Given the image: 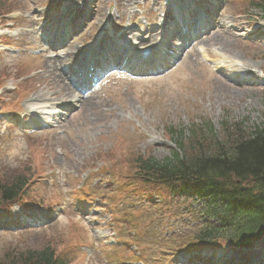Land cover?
<instances>
[{
  "label": "rangeland",
  "instance_id": "rangeland-1",
  "mask_svg": "<svg viewBox=\"0 0 264 264\" xmlns=\"http://www.w3.org/2000/svg\"><path fill=\"white\" fill-rule=\"evenodd\" d=\"M85 1L0 0V180L27 170L32 177L19 205L0 211V262L8 252L51 245L69 264H178L180 238L193 242L208 222L206 202L139 181L135 161L172 158L178 148L170 128L186 130L188 139L191 126L199 133L209 125L206 136L223 142L224 122L242 124L246 135L261 126L264 13L251 7L258 0H222L218 26L185 51L173 49L178 60L147 59L162 65L159 74L148 75L141 64L119 67L68 112L76 90L43 41L56 13H82ZM93 1L64 62L77 64L81 46L104 27L112 35L128 28L135 40L175 8L170 0ZM20 213L41 216L46 227L19 228ZM210 248L226 257L224 264H244L251 252L220 242L188 261L208 264L199 259Z\"/></svg>",
  "mask_w": 264,
  "mask_h": 264
},
{
  "label": "trees",
  "instance_id": "trees-1",
  "mask_svg": "<svg viewBox=\"0 0 264 264\" xmlns=\"http://www.w3.org/2000/svg\"><path fill=\"white\" fill-rule=\"evenodd\" d=\"M251 7L264 12V0L253 2ZM222 125L223 142L206 136L205 132H211L209 125L199 133L191 126L188 139L186 130L171 128L179 152L164 162L139 158L136 169L147 183L206 202L203 214L215 219L218 226H205L196 236L199 245L226 238L230 246H247L264 233V121L249 135L242 124ZM26 173L0 180V208L25 196L32 179L29 170ZM10 253L0 264H66L51 245Z\"/></svg>",
  "mask_w": 264,
  "mask_h": 264
},
{
  "label": "bare ground",
  "instance_id": "bare-ground-1",
  "mask_svg": "<svg viewBox=\"0 0 264 264\" xmlns=\"http://www.w3.org/2000/svg\"><path fill=\"white\" fill-rule=\"evenodd\" d=\"M177 12V11H176ZM175 12V13H176ZM174 15V14H173ZM174 17L176 18H178V19H180V17H181V15L179 14V13H176L175 15H174ZM151 38V37H150ZM146 45L144 44L143 45V48L145 47ZM164 43H161L160 45H159V49H162V48H164ZM142 51H143V49H141ZM161 55V54H160ZM146 56V55H145ZM158 57H160V56H158ZM73 62L72 63H69V60H67L66 62H64L63 60H61V61H59L58 60V64H57V62L55 63V65H58V67L61 65V66H65V67H69V70H71V71H73L74 69H75V66H74V60H72ZM61 62H62V64H61ZM55 68V67H54ZM60 77H62V78H66V80H67V77H66V75H64L63 73H60ZM65 80V79H64ZM66 80H65V82H66ZM68 87L70 88V89H72L71 87H70V85H68Z\"/></svg>",
  "mask_w": 264,
  "mask_h": 264
}]
</instances>
